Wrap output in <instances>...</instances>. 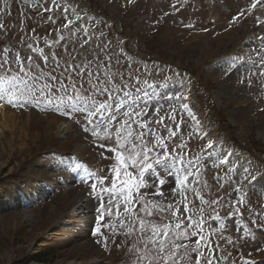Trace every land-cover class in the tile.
Masks as SVG:
<instances>
[{
  "label": "rangeland",
  "instance_id": "374dc122",
  "mask_svg": "<svg viewBox=\"0 0 264 264\" xmlns=\"http://www.w3.org/2000/svg\"><path fill=\"white\" fill-rule=\"evenodd\" d=\"M71 1L90 9L88 20H85L91 28L89 35L82 32L79 24L70 31L63 29L66 22L63 10L56 6L63 5L62 0H55V3L53 0H14L12 16H9L4 0H0V53L6 47L13 54L19 51L25 62L28 56H32L34 63L40 64L45 71H52V63L45 66L43 59L32 53L28 44L44 47L49 53L55 52L60 60L61 68L53 74L62 71L65 62L81 67L91 62L93 72L98 65H108L111 71L123 73L126 79L129 73L133 77L135 73L140 74L150 81H153L152 76L159 75L151 82L153 87L145 89L152 97H144L149 109L145 120L167 117L173 106L179 111V105H169L166 98L177 94L185 96L187 81L194 108L199 105L212 107L215 112L212 121L221 126L220 130L213 127L214 131L225 138L219 139L211 131L210 137L231 150H234L235 141L254 155L251 157L244 150L240 153L234 150L237 157L242 158L241 165L249 167L250 175L243 179L236 174L235 184L232 187L226 185L223 190L219 189L214 177L219 174L226 180V170L218 172L210 165L207 168L206 179L212 188L211 191L202 190L205 200L222 197L225 206L216 205L218 210L209 207L205 211L207 204L198 202L197 207L203 208V218L211 229L219 230L221 221L224 223L223 233L217 231L212 237L221 245L217 252L219 264H241L243 254L250 255L254 264H264V228L252 224L255 218H258V224H264V76L259 74L260 64L264 62L260 59L264 54V43L261 42L264 38V0H255L256 7H252L254 0ZM109 22L113 23L115 33H109ZM228 25L233 27L232 32L226 30ZM124 38L128 40L129 52L137 55L139 62L140 59L147 61L145 68L130 71L137 63L128 61L117 48V42ZM46 39L60 40V43L49 46ZM249 53L251 59L246 58ZM253 61L256 67H248ZM181 68L199 76L202 88L195 83L191 85L189 76ZM242 78L243 83L240 82ZM132 83L134 88L140 87L135 79ZM156 101L163 105L159 114L156 113ZM0 111V187L2 180L14 174L26 178L23 187L10 184L11 189L21 188L24 200L17 201L16 198L21 197L16 194L9 203L0 198V264H11L26 253L36 254L44 245L56 248L58 257L53 264H124L127 255L120 246L125 243V238L123 235L113 236L112 229L104 227L106 224L118 225L115 208L111 217L106 211L99 221L102 235H93L92 229L97 223L96 209L100 204L89 195L94 181L88 185L81 183L82 169H72L75 163H80L89 172L108 176L106 168L112 161L102 158L100 153L104 151L105 156L113 154L102 149L96 138L82 130L85 121L80 116L69 118L35 106L12 107L5 103H0ZM197 113L203 126L210 130L209 118L204 117L199 109ZM76 120H80V124ZM61 122L67 126L64 132L57 131ZM165 123L171 121L166 119ZM156 131L167 135L163 127ZM184 139L188 140L186 132ZM191 140L185 151L189 154L202 151V142L195 137ZM250 142L254 144L250 145ZM176 143L179 144L180 140L177 139ZM110 146L105 142V148ZM52 150L57 152L52 153ZM41 153L46 155L40 156ZM85 160L93 165L90 170ZM253 175L261 178L257 190L247 187V180ZM161 176H164L163 172ZM204 179L201 177V182ZM172 185L175 187L174 181L161 188L164 197L153 196L155 188L141 189L140 193H148V200L166 204ZM106 186L110 187V181H106ZM236 187L246 190L244 203H237L240 195H229ZM133 195H136L135 191ZM13 201L18 206L15 210L7 208ZM104 202L107 203L106 196ZM229 204L232 206L228 207ZM229 212L234 215L229 216ZM216 215L221 221L214 220ZM245 225L251 229L248 234L244 232ZM228 238H231V244L226 242ZM29 264L42 263L32 261Z\"/></svg>",
  "mask_w": 264,
  "mask_h": 264
},
{
  "label": "snow or ice",
  "instance_id": "6c2138e0",
  "mask_svg": "<svg viewBox=\"0 0 264 264\" xmlns=\"http://www.w3.org/2000/svg\"><path fill=\"white\" fill-rule=\"evenodd\" d=\"M4 4L7 7V0H4ZM56 6L62 7L66 20L64 30L70 31L81 22L82 18L76 10L73 8L70 11L72 6L69 0H65L64 5ZM252 7H256L255 0ZM83 31L87 34L86 28ZM60 39H63L62 34ZM261 42L264 43V38H261ZM46 43L49 46L53 43L59 45L60 40L53 42L46 39ZM28 48L43 59L45 66L51 62L53 70L45 71L40 64L34 63L32 56H28L25 62L19 51L13 54L10 48H4L0 53V103L12 107L35 106L69 118L80 116L85 121L82 130L96 138L102 149L113 154L105 156L104 151L100 153L102 158L112 161L106 168L108 176L89 172L80 163L72 166L73 170L82 169L79 178L81 183L88 185L90 181H94L91 182L89 195L100 201L96 209L97 223L92 234L102 235L99 221L106 211L111 217L115 208L118 225L113 223L104 227L111 228L113 236L123 235L125 238V243L120 246L127 255L124 264H219L217 252L221 245L219 240L214 241L212 237L217 231L223 233L224 223L216 215L214 220L221 221L220 229H213L206 234V221L203 218L205 213L203 208L197 207L196 200L199 199L201 205L224 207V198L205 200L201 195L203 189L211 191L212 188L206 179L207 168L210 165L218 172L226 170V180L219 174L214 177L219 189L223 190L226 185L232 187L235 184L236 174H240L243 179L250 175L249 167L241 165L242 158L237 157L234 150L212 140H208L204 149L198 153L189 154L185 151L188 142L194 137L208 139L199 119L191 111L189 104L184 102L187 96H167L169 105L178 104L179 111L173 106L167 117L145 120L149 109L144 97L152 98L145 89H151L152 84L145 81L142 87L134 88L132 81L136 79L139 82L138 77L134 78L129 73L126 79L123 73L111 71L108 65H98L93 72L91 62L83 67L65 62L63 70L53 74L61 68L56 53L46 54L45 49L33 44H28ZM246 58L251 59V53ZM260 59L264 61V54H261ZM247 66L255 68L256 64L253 61ZM259 74L264 76V62L260 64ZM240 82H244L243 78ZM141 93L144 94L143 97ZM156 105V113L159 114L163 105L159 101H156ZM185 112L188 119H185ZM166 119L171 123L166 124ZM75 122L80 124V120ZM160 127L166 129L167 135L156 131ZM184 132L187 133L188 140L184 139ZM177 139L180 140L179 144L176 143ZM105 142L111 146L105 148ZM161 172L164 173L163 177ZM228 173L232 175H227ZM201 177H205L203 182ZM260 179L252 177L247 187L257 190ZM221 180L224 183H220ZM106 181H110V187L106 186ZM173 181L175 187L171 188V196L167 197L166 204L148 200V193H140L141 189L155 188L152 195L164 197L161 188ZM134 191L136 195H133ZM189 195L193 199L190 200ZM229 195H240L237 203H244L246 190L236 187ZM105 196L107 203L104 202ZM228 215L232 216L234 213L229 212ZM257 220L258 218L253 219L252 224L257 228H264V224H258ZM250 231L245 225V234ZM226 242L231 244V238ZM105 247L107 248V238ZM243 264L253 262L244 260Z\"/></svg>",
  "mask_w": 264,
  "mask_h": 264
},
{
  "label": "trees",
  "instance_id": "16d2710c",
  "mask_svg": "<svg viewBox=\"0 0 264 264\" xmlns=\"http://www.w3.org/2000/svg\"><path fill=\"white\" fill-rule=\"evenodd\" d=\"M217 123V122H216ZM217 129H221L219 123L215 125ZM58 257V253L56 252V248L50 245H44L40 247V250L36 254H23L22 257L17 258L11 264H29L34 261L42 264H53L55 259Z\"/></svg>",
  "mask_w": 264,
  "mask_h": 264
},
{
  "label": "bare ground",
  "instance_id": "6f19581e",
  "mask_svg": "<svg viewBox=\"0 0 264 264\" xmlns=\"http://www.w3.org/2000/svg\"><path fill=\"white\" fill-rule=\"evenodd\" d=\"M1 111H0V115H1ZM58 118V117H57ZM55 123H52V125H54ZM65 124L63 122H61L60 124L57 125V131L58 132H64L66 131V127L67 126H64ZM172 188H173V185H172ZM171 192V191H170ZM189 199H192L191 196H189Z\"/></svg>",
  "mask_w": 264,
  "mask_h": 264
}]
</instances>
